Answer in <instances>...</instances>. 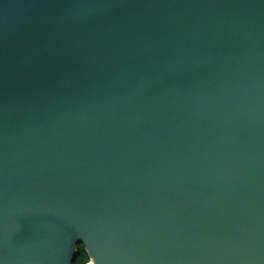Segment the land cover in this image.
Here are the masks:
<instances>
[{"label": "water", "instance_id": "95a60500", "mask_svg": "<svg viewBox=\"0 0 264 264\" xmlns=\"http://www.w3.org/2000/svg\"><path fill=\"white\" fill-rule=\"evenodd\" d=\"M264 264V0H0V264Z\"/></svg>", "mask_w": 264, "mask_h": 264}, {"label": "trees", "instance_id": "16d2710c", "mask_svg": "<svg viewBox=\"0 0 264 264\" xmlns=\"http://www.w3.org/2000/svg\"><path fill=\"white\" fill-rule=\"evenodd\" d=\"M89 262L88 256L84 251L82 244L77 245V254L74 257L73 264H87Z\"/></svg>", "mask_w": 264, "mask_h": 264}, {"label": "flooded vegetation", "instance_id": "af4514ba", "mask_svg": "<svg viewBox=\"0 0 264 264\" xmlns=\"http://www.w3.org/2000/svg\"><path fill=\"white\" fill-rule=\"evenodd\" d=\"M81 244V243H80Z\"/></svg>", "mask_w": 264, "mask_h": 264}]
</instances>
